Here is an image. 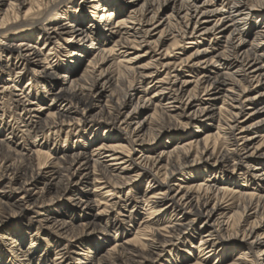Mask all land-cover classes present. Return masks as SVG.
<instances>
[{"label": "bare ground", "instance_id": "1", "mask_svg": "<svg viewBox=\"0 0 264 264\" xmlns=\"http://www.w3.org/2000/svg\"><path fill=\"white\" fill-rule=\"evenodd\" d=\"M65 1L0 0V70L24 65L29 66L30 72L26 83H22V70H17L12 78L8 76V82L0 84V93H9L11 99L17 96L14 100L21 106L16 119L18 128L35 133L28 144L33 154L23 152L27 143L17 142L12 147L14 124L8 123L10 135L0 142V149L22 154L30 163L18 171L13 164H0V177L7 175L10 189L19 194L13 204L22 211L35 209L34 212L51 222L53 218L46 212L49 204L43 197L54 191L51 204L68 198L81 209L97 208L94 217L83 223V231L93 233L97 216L108 215L111 206L97 200L96 191L105 189L106 196L121 198L122 195L112 190L129 185L130 194L124 197L118 211L121 217L115 218V224L128 222L133 226L135 217L141 213L136 201L143 197L142 207L152 211L147 221L154 219V212L161 211H172L177 217L162 228L143 226L142 229L138 225L133 237L115 243L108 255H104L105 263L109 264L115 252L116 258H130L134 264L159 261L196 235L199 240L192 243V248L198 250L199 258L183 264H207L212 256L225 257L237 249L235 257L220 264L264 263V234L258 232L264 226V0H81L79 6L94 8L90 23L85 26L79 14L73 21H63L68 17L61 15L62 21L46 28L42 46L24 40L15 42L5 33L11 27L44 24ZM127 5L129 13L119 17ZM164 5L171 8L157 19ZM99 12L101 20L96 22ZM172 19H184L185 27L175 35L182 33L191 43V51L172 52L170 43L164 45ZM98 31L105 35V42L95 41ZM211 33L215 41L199 44ZM105 53L109 58H105ZM53 54L56 57L49 64L46 56ZM115 54L121 56L120 60L111 64L135 68L142 78L152 79V95L134 88L136 93L131 97L116 100L110 107L117 79L111 71H101L89 78V67ZM84 57L89 62L81 73L58 70L60 60L78 65ZM144 58L148 61L143 63ZM187 66L200 67L203 74L199 78L188 77ZM33 84L44 90L43 97L50 99L49 103L36 106L41 94L37 91L30 95ZM151 107L168 116L167 125H161L159 131L179 133V137L188 124L217 117L216 142L211 145L207 134L200 146L201 140L196 136L178 141L173 147H164L156 157L149 155L148 136L155 119L154 111L149 112ZM75 123L83 128L89 125L90 129L96 125L105 130V135L95 134L90 150L84 146L53 157L40 151L39 146L55 138L52 135L58 134L55 131ZM123 134V141L117 139ZM221 136L225 145L219 143ZM257 138L262 141H255ZM152 143L155 145L151 150L160 145L157 141ZM210 162V174L203 180L184 177L178 181V175L185 170ZM146 174L153 183L141 193L132 183ZM242 174L261 184L263 193L227 185ZM44 178L49 181L39 189ZM89 178H92L91 187L82 194ZM117 202L113 200L111 204ZM239 210L248 226L241 234L229 232ZM55 226L60 230L67 227L65 222ZM141 235L143 238H138ZM259 258L263 261L257 262Z\"/></svg>", "mask_w": 264, "mask_h": 264}, {"label": "rangeland", "instance_id": "2", "mask_svg": "<svg viewBox=\"0 0 264 264\" xmlns=\"http://www.w3.org/2000/svg\"><path fill=\"white\" fill-rule=\"evenodd\" d=\"M79 1L81 0H66L60 9L57 10L47 21H45L44 24H39L37 27H26L27 25L21 27H11L7 29L5 33L7 35H11L15 42L24 40L30 41L37 46H42L44 44L43 36L44 32L47 30L46 28H49L59 21H62L64 18L61 15L68 17V19L63 21H73L76 18V14H79L82 16V20L85 21L83 22L85 23V26L90 23V15L93 14L94 8L90 7L89 5H85V7H82L81 5L79 6ZM220 1L221 0H219V2ZM248 1L252 2L255 0ZM46 5L47 4L44 6ZM112 7V5H109V8ZM128 8V5L125 6V8L122 9L119 17H122V14L126 15L129 13ZM170 8V6L163 7L160 10L157 19L164 17L165 13L170 10ZM100 17L101 12L98 13L95 21L100 22ZM262 18L264 20V14L262 15ZM253 24L255 25L256 23ZM184 27V19H172L171 26L169 25L170 32H167V39L164 42V45L169 46L171 44V46H173H169L171 48V50L169 48L170 51L187 53L193 49V47L189 45L191 44L188 42L189 40L186 37H183L182 33L175 35L182 31ZM210 40H212V42L213 40L215 41L214 34L212 33L206 35L199 44H208ZM95 41L99 43L105 42V35H101V32L98 31V33L95 34ZM172 42L175 43L173 44ZM67 44L69 46V43ZM70 48L73 49L74 47L71 46ZM105 54V58H109L107 53ZM91 56L92 55H90V58ZM55 57V54L46 56V61L49 64H52L51 60H53ZM86 57H84L82 61L78 63V65L60 60L61 65L58 70L69 73L73 72V74L81 73L88 67L87 64L89 59ZM120 57L121 56H118V54H115V57L111 56L110 59H106L104 62L99 60V63L97 62L96 65H93L94 67H89V78H92L95 76V74H98L101 71H111L110 73H112L115 79H117L115 83L116 86L114 85L113 87V97L115 96L114 102L109 103L111 108L116 103V100L120 101L125 97H131V94L134 92L136 93V91H141L143 94L148 92V95H152V93H154L153 87L151 86L153 83L151 81L152 79L142 78L138 70L135 68L126 69L119 64H111L114 61L120 60ZM14 60L15 58L12 59V61ZM147 61L148 58H144L142 60L143 63ZM110 65H112L111 68ZM11 69L13 70H9V68L0 70L1 85L5 82H8V76L9 78H12L15 74H17V70H22V83H26L29 80V66L21 65L19 69L16 67L13 68V66H11ZM186 69L188 71L185 73L191 78H199L203 74V69L197 66H187ZM156 78L157 77L155 76L153 80ZM134 88H136V91ZM41 90L42 89L36 84H33L30 91L31 96L37 94V91L39 95L41 94V100L39 102L37 101L36 104L37 107L41 104H47L50 102V99L43 97L44 90ZM198 93L203 97L205 96L202 91H199ZM11 97L12 96L9 95V93H0V142L1 140H6V137L10 135L11 126H7L8 123L12 125L14 124L16 129L14 133L11 134L12 138L10 140L12 147H14L15 143L17 142L27 143V149H24L23 152L25 154H33L28 144L33 141L35 133L28 131L23 132L20 128H18V122L16 119L20 116L19 114L21 112V106L18 105V103L14 100L17 98V96H13V99H11ZM105 100L106 99H104L103 102H105ZM218 103H221V99L218 100ZM17 105L18 107H16ZM99 108L100 107L97 108V111L101 109ZM152 111H154L153 107L150 108L149 112ZM21 115H23V113H21ZM154 117L155 119L152 120L151 123L152 133H150L148 136L149 139L147 143V153L149 155L156 157L159 151H161L164 147H173L178 141L185 142L196 138V136L201 140V142H199L200 146L204 144L202 137L207 134L210 135L209 143L211 145H214L216 142V138L218 136L217 117H215L214 120L207 119L188 124L187 127L181 131L182 137H179V133L170 134V131L168 130H165L164 132L159 131L158 128L161 125H167L168 123V116L166 113H161L160 111L156 110L154 111ZM87 126L89 125H86L83 128L82 126H79L75 123L74 125L67 124V126H64L62 130H54L58 134H52L55 136V138H51L43 146H39L40 151L53 157L61 155L67 151L71 152L73 150L80 149L84 146L85 149L90 150V147L94 144L93 138L95 134H98L96 135L97 137L105 135V130L102 128H96V125L93 127L95 129H90ZM254 134H257V132H254ZM124 137L125 135L123 134L117 137V139L123 141L122 139H124ZM259 139L260 138H257L255 141L261 142L262 140L260 141ZM153 141L159 142L160 145L156 147V149L151 150L150 147L155 145L152 143ZM219 143L225 145V138L223 136L219 138ZM212 162L207 165L203 164L202 166H195L194 168L185 170L183 174L178 175V181H182L181 178L184 179V177L196 178L197 181L203 180L207 174H210V172L208 173V170L211 169ZM9 163L13 164L15 170L17 171L21 170L23 166L30 165L28 160L22 154H16L7 148L0 149V164L8 165ZM222 176L223 175L221 172H219V177ZM149 177L150 176L148 174L142 176L141 178L137 177L132 184H135L137 187H139V191L143 193L149 184L153 183L151 181L152 178L149 179ZM0 179L4 181L0 183V264H107L108 262L105 263L104 260H102L104 259V255H108L115 243H121L128 238L133 237L132 233L136 231V227L138 225H141L142 229H144L146 226L151 229L162 228L166 227L170 221L174 222V219L177 217V214H173L172 211H161L160 213L154 212V219L147 221V219L152 215V211L142 207L145 202V197H143L136 201L137 206H140L139 209L141 212L135 217L137 218L136 223H133L132 226L128 222H125L119 226L115 224L114 220L115 218L121 217L118 214V211L122 207L121 204L124 203V197L127 194H130L128 193L130 186H118L112 190V192H115L116 195H122L121 198L116 196L113 197L114 195L108 197L105 195V189H98L96 191L97 194L95 198L100 202H104L103 204L107 203L111 206L109 207L108 215L97 216V227L93 233H89L88 230L84 232L83 223H86L90 218L94 217V214L98 212L96 207L91 210L81 209L79 206L74 205V203H72V201L68 198L60 199L51 204L50 199L56 195L55 192L52 191L43 197L49 204L46 206V212L53 218L51 222H47L44 216L39 215L38 212H34L35 209L22 211V209L15 206L13 203L19 194H17L15 190L10 189L7 182V175H1ZM48 181L49 178H44V180L39 184V189L45 186V182ZM91 181L92 178H89V180L84 183L82 194L86 193L88 188L91 187ZM227 185L237 187L241 191L263 193L262 185L255 182L249 176L244 177V174H242L240 177H235V179L230 180ZM130 190L132 193V189ZM109 199L111 200L110 202H108ZM113 200L118 201L116 205L111 204ZM131 207L132 206L129 208ZM46 212H44V214ZM241 212L239 210V213L236 214L234 220L232 221V226L228 228L229 232L234 233V231H239L240 233L244 227L248 226V221H244V219L241 218ZM139 219H141V221ZM240 220L242 224L241 227L239 225ZM59 222H65L67 225L65 230H60L55 226ZM128 228H131V230H128ZM258 232L260 234H264V226L261 227ZM138 238H143V236L141 235ZM198 240L199 235H196V237L191 240H187V242H185L183 245L175 247L173 250L167 252L163 259L150 263L145 262L144 264H183L185 262H195L197 258H199V252L198 250L195 251V249L192 248V243H196ZM189 251L192 252V254H190ZM221 253L218 254L221 255ZM237 253L238 249L226 255L225 257L214 255L209 259L207 264H212L213 262L219 264L226 263L232 257H235ZM115 254L116 252L114 253L113 257H110L111 259H109V264H134L130 258H116ZM58 256L60 257L57 258ZM79 259H83L85 262L90 260V262L83 263ZM261 261H263L261 258L257 259V262Z\"/></svg>", "mask_w": 264, "mask_h": 264}]
</instances>
